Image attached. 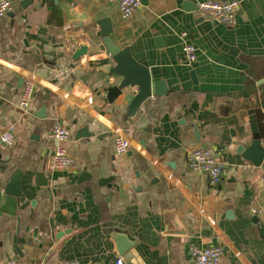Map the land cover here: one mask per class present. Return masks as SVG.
<instances>
[{
	"label": "crops",
	"instance_id": "0c3cea01",
	"mask_svg": "<svg viewBox=\"0 0 264 264\" xmlns=\"http://www.w3.org/2000/svg\"><path fill=\"white\" fill-rule=\"evenodd\" d=\"M228 1L140 0L124 19L107 0H12L0 19V134L15 136L0 144V264H191L194 246L220 247L219 264H264V157L252 159L264 156V0H234L230 27L198 13ZM102 20L111 43L166 87L133 116L132 95L104 101L122 80L98 71L107 54L72 59L100 43ZM56 124L70 133L69 170L51 165ZM116 136L129 144L121 156ZM195 147L222 165L218 186L189 170Z\"/></svg>",
	"mask_w": 264,
	"mask_h": 264
},
{
	"label": "built area",
	"instance_id": "2783aa9c",
	"mask_svg": "<svg viewBox=\"0 0 264 264\" xmlns=\"http://www.w3.org/2000/svg\"><path fill=\"white\" fill-rule=\"evenodd\" d=\"M111 4L117 5L119 12L124 19L132 16L140 7V0H107ZM12 9V0H0V19L5 18ZM198 13L205 19L216 22L224 26H233L237 12L239 10V1L228 2H201L197 4ZM184 39L186 33L180 34ZM183 51L189 62L196 59L194 46L186 43L183 46ZM34 93L33 83L26 82L22 89L19 109L23 114H28L30 101ZM1 98V91H0ZM70 133L67 128L56 124L48 135V139L55 143L54 153L51 159L52 168L55 170H69L72 167L73 161L67 150L62 146ZM15 141L13 130H7L0 134V144L5 147H11ZM129 148L128 141L122 136H116L114 139V149L116 156L123 155ZM186 161L189 170L192 173L203 172L208 176L211 186L215 187L222 180L223 167L217 161L214 153L210 149L195 147L189 150L186 154ZM261 185L264 188V176L261 179ZM256 210L251 211L256 214ZM191 264H219L222 258V249L220 247H192L190 248ZM7 264H45L42 261L34 262H16L9 261ZM56 264H79L75 261L59 262ZM115 264H123L122 259L118 258Z\"/></svg>",
	"mask_w": 264,
	"mask_h": 264
},
{
	"label": "water",
	"instance_id": "95a60500",
	"mask_svg": "<svg viewBox=\"0 0 264 264\" xmlns=\"http://www.w3.org/2000/svg\"><path fill=\"white\" fill-rule=\"evenodd\" d=\"M65 1L70 2L71 0ZM109 24V21L106 20L97 22L100 31L95 37L100 40V43L91 48H88L86 45H80L79 48L74 51L72 59L78 61L81 57L86 55L107 54V63L100 66L98 71L102 73V77L115 76L122 78V80L117 85L111 86L107 89L104 101L107 104H112L118 98L125 99L129 95H132L133 98L128 108V114L129 116H133L139 110L141 105L149 98L162 97L166 93V87L162 81L152 82L149 71L145 67L137 63L128 52L121 51L111 43V28ZM131 88L137 89L134 94L125 93L126 89ZM203 148L206 149L205 147ZM263 157L264 156L261 153L253 156L252 159L256 165H259ZM18 178L19 175L14 177L12 186L15 187L18 185ZM168 222L170 226L176 227V222L172 215H170Z\"/></svg>",
	"mask_w": 264,
	"mask_h": 264
}]
</instances>
